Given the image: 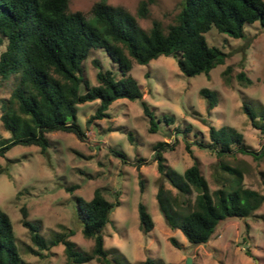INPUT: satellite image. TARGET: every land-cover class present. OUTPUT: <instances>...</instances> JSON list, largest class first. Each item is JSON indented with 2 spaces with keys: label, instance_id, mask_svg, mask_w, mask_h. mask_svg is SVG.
Here are the masks:
<instances>
[{
  "label": "rangeland",
  "instance_id": "rangeland-1",
  "mask_svg": "<svg viewBox=\"0 0 264 264\" xmlns=\"http://www.w3.org/2000/svg\"><path fill=\"white\" fill-rule=\"evenodd\" d=\"M94 1L69 0V8L80 9L91 18ZM140 1L108 0L136 14L146 29L152 18L164 24L172 21L181 6L180 0H151L148 15L142 17L137 13ZM204 36L209 45L225 53L224 61L211 67L208 74L183 73L176 53L160 54L147 63L132 60L130 72L150 108L154 130L150 129V115L144 113L139 99L118 97L109 104L107 115L90 118L99 102L94 99L78 104L77 123L83 135L53 130L47 133L50 145L45 151L38 145L16 143L0 152V208L9 214L19 253L29 264H66V257L61 242L44 249L43 255L29 252L28 245H34L20 221V206H27L28 217L39 222L45 238H52L56 231L72 229L69 237L78 248L89 251L93 240L82 234L76 197L90 198L96 187L108 199H119L102 228L109 257L124 256L131 264H143L148 255L177 264H184L187 256L190 264H264V200L252 214L220 219L206 242L193 244L179 228L168 226L155 198L160 180L152 148L156 141L173 145L163 154L179 172L197 161L210 189L218 186L214 176L218 159L208 146L198 145L210 140V125L233 126L242 132L243 144L251 150L259 151L264 143V129L254 127L242 109V101L246 100L256 110H264V25L257 20L245 23L244 35L239 37L211 25ZM3 48L1 41L0 51ZM94 57L99 58L103 68L118 74L117 63L96 47L83 62L84 76L91 83L97 82ZM226 67L227 81L223 75ZM239 71L251 82L240 81L236 76ZM12 83L11 77L0 76V98L9 95ZM202 87L216 91L217 102L209 110L199 91ZM260 120L264 126V119ZM8 138L10 132L0 120V143ZM225 159L242 169L246 186L264 193V152L254 157L252 152L238 151ZM73 183L78 186L65 189L64 185ZM164 183L170 186L165 180ZM139 200L147 205L154 220L147 232L139 228ZM171 236L179 245L172 244ZM81 264L103 263L91 259Z\"/></svg>",
  "mask_w": 264,
  "mask_h": 264
},
{
  "label": "trees",
  "instance_id": "trees-1",
  "mask_svg": "<svg viewBox=\"0 0 264 264\" xmlns=\"http://www.w3.org/2000/svg\"><path fill=\"white\" fill-rule=\"evenodd\" d=\"M141 0L138 15L149 13L148 3ZM180 8L174 19L164 24L152 18L148 29L144 28L136 14L124 5L111 4L108 0H95L91 6L92 17L80 9L69 8V0H0V76L12 78L8 96L0 98V120L10 132V138L0 143V152L19 144H34L45 151L50 145L47 133L53 130L84 134L77 123L78 104L98 99V105L90 118L108 114L109 104L118 97L139 99L145 114L150 115V129L154 121L137 79L131 74L132 60L147 63L160 54L176 53L179 69L193 75L208 74L211 67L224 61L225 53L215 45H209L204 32L214 25L217 30L239 37L244 35V24L259 21L264 25V0H180ZM103 49L117 63L118 74L103 68L99 58L96 66V83L84 76L83 62L93 48ZM229 67L223 70L226 74ZM242 82H251L243 71L237 73ZM83 88V90H81ZM206 98L207 109L217 102L215 90L200 88ZM242 109L250 123L264 129V110H256L246 100ZM90 121V119H88ZM188 126L184 128V131ZM208 146L217 156L215 181L218 186L210 189L208 181L197 161L182 172L166 162L163 151L172 148L167 141L153 144L160 180L155 191L160 211L171 228H179L189 242H206L220 219L227 216L242 217L252 214L264 200V193L244 183L243 171L225 159L236 152H252L254 157L264 152L262 148L251 150L243 144L242 132L233 126L208 128ZM186 147L189 146L186 144ZM118 153V152H117ZM121 155L123 153L120 152ZM164 180L170 186H166ZM143 187L142 179L139 180ZM77 183L64 185L73 190ZM175 189V191L172 190ZM119 199H108L96 187L90 198L76 197V215L81 221L82 234L93 240L91 249L76 246L69 237L72 229L56 231L47 239L40 232L38 221L28 217L25 204L20 206L21 223L29 231L33 247L29 252L43 255V250L61 242L66 264H81L95 259L103 264H131L124 256L109 257L104 246L102 228L108 221L113 205ZM139 228L143 232L154 226L147 205L137 202ZM174 245H179L174 236ZM0 264H29L19 253L9 214L0 208ZM143 264H177L146 256Z\"/></svg>",
  "mask_w": 264,
  "mask_h": 264
},
{
  "label": "water",
  "instance_id": "water-1",
  "mask_svg": "<svg viewBox=\"0 0 264 264\" xmlns=\"http://www.w3.org/2000/svg\"><path fill=\"white\" fill-rule=\"evenodd\" d=\"M184 264H190V257L189 256L186 257Z\"/></svg>",
  "mask_w": 264,
  "mask_h": 264
}]
</instances>
